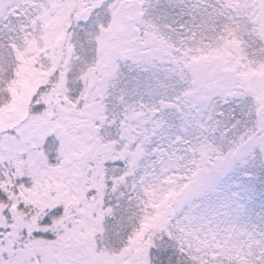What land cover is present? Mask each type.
I'll return each instance as SVG.
<instances>
[{
  "label": "snow or ice",
  "instance_id": "snow-or-ice-1",
  "mask_svg": "<svg viewBox=\"0 0 264 264\" xmlns=\"http://www.w3.org/2000/svg\"><path fill=\"white\" fill-rule=\"evenodd\" d=\"M0 264H264V0H0Z\"/></svg>",
  "mask_w": 264,
  "mask_h": 264
}]
</instances>
